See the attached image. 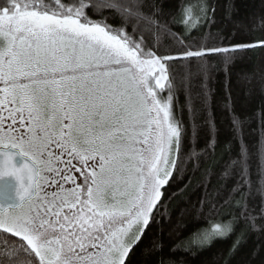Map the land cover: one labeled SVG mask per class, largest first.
Segmentation results:
<instances>
[{"label":"snow or ice","instance_id":"6c2138e0","mask_svg":"<svg viewBox=\"0 0 264 264\" xmlns=\"http://www.w3.org/2000/svg\"><path fill=\"white\" fill-rule=\"evenodd\" d=\"M144 8V0H0V264H127L165 186L200 158L184 151L171 64L195 59L204 69L213 54L257 45H185ZM208 12L203 0L186 3L179 23L196 30ZM164 37L179 47H163ZM250 157L241 146L223 173L239 177V215L208 222L195 243L254 223ZM260 173L264 197V165Z\"/></svg>","mask_w":264,"mask_h":264},{"label":"trees","instance_id":"16d2710c","mask_svg":"<svg viewBox=\"0 0 264 264\" xmlns=\"http://www.w3.org/2000/svg\"><path fill=\"white\" fill-rule=\"evenodd\" d=\"M196 2L144 0V11L158 10L157 19L185 45L257 46L213 54L204 69L199 67L203 62L195 59L171 64L170 75L178 87L176 114L186 129L184 151L194 149L200 158L188 161L184 171L165 186L163 206L127 264H264V197L257 191L264 165V46L258 44L264 41V0H203L210 19L186 31L179 23L180 9ZM105 15L109 23H119L112 14ZM147 43H154L150 35ZM161 45L179 47L172 37L162 38ZM234 120L242 131L234 127ZM241 146L251 154L247 205L254 223L241 221L231 234L197 244L195 235L208 222L239 215L235 201L240 197L233 192L239 177L225 178L223 173Z\"/></svg>","mask_w":264,"mask_h":264}]
</instances>
